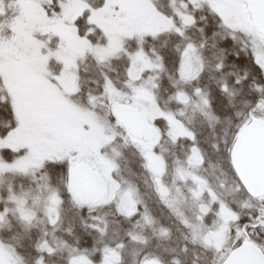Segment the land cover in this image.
<instances>
[{"label": "snow or ice", "instance_id": "snow-or-ice-1", "mask_svg": "<svg viewBox=\"0 0 264 264\" xmlns=\"http://www.w3.org/2000/svg\"><path fill=\"white\" fill-rule=\"evenodd\" d=\"M0 264H264V0H0Z\"/></svg>", "mask_w": 264, "mask_h": 264}]
</instances>
